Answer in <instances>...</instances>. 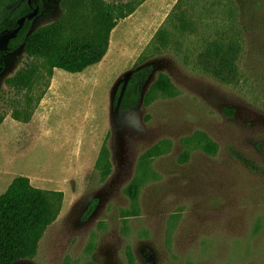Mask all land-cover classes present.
I'll list each match as a JSON object with an SVG mask.
<instances>
[{"label": "rangeland", "instance_id": "374dc122", "mask_svg": "<svg viewBox=\"0 0 264 264\" xmlns=\"http://www.w3.org/2000/svg\"><path fill=\"white\" fill-rule=\"evenodd\" d=\"M106 1L133 9L82 72L49 76L0 36V194L19 175L61 192L35 253L13 264H264V0ZM59 14L43 0L30 31ZM213 42L235 45L229 80L201 65ZM28 63L30 87L7 85ZM139 68V101L119 111L115 89ZM160 73L168 92L151 88Z\"/></svg>", "mask_w": 264, "mask_h": 264}, {"label": "trees", "instance_id": "16d2710c", "mask_svg": "<svg viewBox=\"0 0 264 264\" xmlns=\"http://www.w3.org/2000/svg\"><path fill=\"white\" fill-rule=\"evenodd\" d=\"M42 1L33 0L28 4L27 0H0V15L4 8L18 2L10 15L0 21V31L16 27L17 19L35 5L40 8ZM58 6L60 14L52 22L30 31L32 20L26 19L15 35H4L2 43L6 52L22 46L26 57L42 59L49 76L55 68L78 73L100 62L108 49L111 31L133 9L127 3L106 0H58ZM158 38L163 44L165 32L160 31ZM235 58L234 44L213 42L201 55L200 62L212 75L229 80L235 76ZM36 70V65L28 63L5 82L18 90L29 88ZM146 76V69L139 68L118 83L113 97L117 110L123 111L138 103ZM151 88L165 93L171 90L172 84L160 73ZM209 148L206 144L205 150L209 151ZM101 156L104 164L99 171L105 177L110 170L106 151ZM137 191V184L131 183L128 187L130 197L134 198ZM60 201L61 192L34 187L25 176L11 180L0 194V264H13L35 253L43 232L59 212ZM94 202L90 204V210ZM129 264H134L130 256Z\"/></svg>", "mask_w": 264, "mask_h": 264}, {"label": "water", "instance_id": "95a60500", "mask_svg": "<svg viewBox=\"0 0 264 264\" xmlns=\"http://www.w3.org/2000/svg\"><path fill=\"white\" fill-rule=\"evenodd\" d=\"M28 1V4L31 3V1L33 0H27ZM38 11H39V6L38 5H35L32 7L31 11L26 13L25 15L19 17L17 19V26L14 27V28H11V29H4L2 31H0V36L1 35H8V36H13L15 35L19 29L22 27L24 21L27 19V20H32L34 17H36L38 15Z\"/></svg>", "mask_w": 264, "mask_h": 264}]
</instances>
